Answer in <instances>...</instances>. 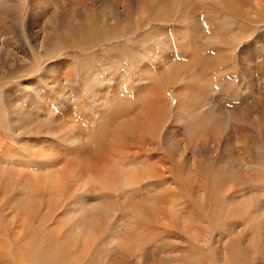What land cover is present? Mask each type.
<instances>
[{"label":"rangeland","instance_id":"1","mask_svg":"<svg viewBox=\"0 0 264 264\" xmlns=\"http://www.w3.org/2000/svg\"><path fill=\"white\" fill-rule=\"evenodd\" d=\"M0 264H264V0H0Z\"/></svg>","mask_w":264,"mask_h":264},{"label":"bare ground","instance_id":"2","mask_svg":"<svg viewBox=\"0 0 264 264\" xmlns=\"http://www.w3.org/2000/svg\"><path fill=\"white\" fill-rule=\"evenodd\" d=\"M126 107V106H125ZM125 107H123V108H125ZM127 110V109H126ZM149 128V127H148ZM105 134V133H104ZM118 137H120V139H121V137L123 138V135H122V133H121V135H119ZM120 139H117L118 141L120 140ZM96 140V142H97V144H98V146H100L101 147V149L99 150V151H102V153L103 152H106L107 150H109L110 148H109V146H108V140H106L105 139V137L103 136V137H98V139H95ZM109 148V149H108ZM131 156V155H130ZM129 172H122L123 174H124V176L125 177H123L124 178V181H123V183H125L127 180V182L129 183V182H134L138 177H137V173H135L134 171L133 172H131L130 170H128ZM122 173H120V175L122 174ZM127 179V180H126ZM139 179H141V178H139ZM123 180V179H122ZM137 181V180H136ZM135 183V182H134ZM104 185H106V187L108 188V187H111L110 186V182H109V180H108V182L106 183V184H104ZM125 185V184H124ZM40 259H41V257H40ZM16 261V260H15Z\"/></svg>","mask_w":264,"mask_h":264}]
</instances>
